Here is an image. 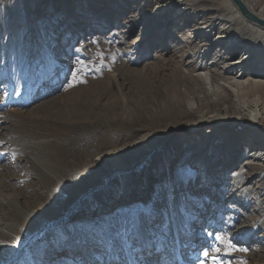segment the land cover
I'll list each match as a JSON object with an SVG mask.
<instances>
[{"label":"rangeland","instance_id":"rangeland-1","mask_svg":"<svg viewBox=\"0 0 264 264\" xmlns=\"http://www.w3.org/2000/svg\"><path fill=\"white\" fill-rule=\"evenodd\" d=\"M188 2L155 24L152 0H0V264H264V119L186 110L189 60L224 46L204 19L238 16L234 59L264 29Z\"/></svg>","mask_w":264,"mask_h":264},{"label":"bare ground","instance_id":"bare-ground-1","mask_svg":"<svg viewBox=\"0 0 264 264\" xmlns=\"http://www.w3.org/2000/svg\"><path fill=\"white\" fill-rule=\"evenodd\" d=\"M152 4L154 10L151 12V16L156 19L155 24L165 14L180 15L192 9L188 0H152ZM222 4L227 5V0ZM227 16L212 14L204 19L205 22L202 23V30H206L209 35L213 36L215 44L222 42L224 46H221L222 49H219L207 63L193 65L194 61L189 60L187 79L192 84L194 91L189 103L190 106L187 105L186 110L191 113L192 109L201 112L208 104L230 101L236 105L235 107L241 108L240 113L246 115L254 123L257 120L264 119V73L262 68L264 65V47L259 50L248 45L244 52H240L234 59L236 53L234 50L242 46L239 31L233 28V19L238 18V16L234 12ZM251 23H248V25L254 27V23ZM197 53L200 58L204 59L209 52L207 48H202ZM250 66H252L251 69H249ZM249 93L253 95L250 104L254 109L245 112V105L243 106V104L249 103L245 98L247 94L250 95ZM197 128H199V125L194 124L193 126H187L185 129L196 131ZM258 139L259 136L255 134H252L248 139L249 146L253 149L245 154L244 164L264 167V146L262 144L263 147L258 150L254 147L257 146ZM222 145H224V142Z\"/></svg>","mask_w":264,"mask_h":264},{"label":"water","instance_id":"water-1","mask_svg":"<svg viewBox=\"0 0 264 264\" xmlns=\"http://www.w3.org/2000/svg\"><path fill=\"white\" fill-rule=\"evenodd\" d=\"M239 13L248 21L254 23L258 27L264 29V18L254 14L243 0H231ZM153 154V152L151 153ZM12 262V261H11ZM10 262V264H11Z\"/></svg>","mask_w":264,"mask_h":264},{"label":"snow or ice","instance_id":"snow-or-ice-1","mask_svg":"<svg viewBox=\"0 0 264 264\" xmlns=\"http://www.w3.org/2000/svg\"><path fill=\"white\" fill-rule=\"evenodd\" d=\"M4 153L0 152V156H3ZM209 236L212 237L213 236V233H209ZM221 237L219 235H216L215 236V240H220ZM209 248L211 249V251H214V252H219L220 249L218 247H211V245H209ZM203 256L206 257V258H209L210 257V252L209 250L206 248V250L203 252ZM210 259H212L213 261H215L217 258L215 256H212L210 257ZM201 264H203V262H201Z\"/></svg>","mask_w":264,"mask_h":264}]
</instances>
